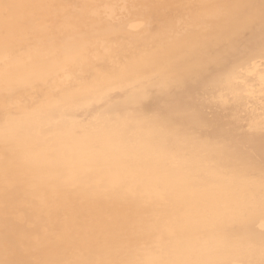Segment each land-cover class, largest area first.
Masks as SVG:
<instances>
[{
    "label": "bare ground",
    "instance_id": "6f19581e",
    "mask_svg": "<svg viewBox=\"0 0 264 264\" xmlns=\"http://www.w3.org/2000/svg\"><path fill=\"white\" fill-rule=\"evenodd\" d=\"M262 178L264 0H0V264H264Z\"/></svg>",
    "mask_w": 264,
    "mask_h": 264
},
{
    "label": "snow or ice",
    "instance_id": "6c2138e0",
    "mask_svg": "<svg viewBox=\"0 0 264 264\" xmlns=\"http://www.w3.org/2000/svg\"><path fill=\"white\" fill-rule=\"evenodd\" d=\"M191 67L177 69L171 75L162 76L157 82L137 89H124L119 93L118 102L129 108L137 107L143 100L147 99L153 91L161 94L166 93L170 88H181L185 83V72H190ZM114 83L107 76L97 77L95 84L85 83L72 89L66 94L50 95L42 104L44 110H62L69 105L77 103L84 98H92L99 95L110 84ZM111 95L109 96V100ZM224 175V174H222ZM215 196L213 212L207 217V223L216 229L228 230L236 224L246 212V207L241 203L235 193L231 192L226 186L221 185L213 189ZM256 194H252L255 199ZM259 204L264 209V178L259 185Z\"/></svg>",
    "mask_w": 264,
    "mask_h": 264
}]
</instances>
